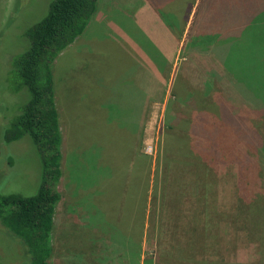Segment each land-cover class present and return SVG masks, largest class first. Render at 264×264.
<instances>
[{
	"label": "rangeland",
	"instance_id": "374dc122",
	"mask_svg": "<svg viewBox=\"0 0 264 264\" xmlns=\"http://www.w3.org/2000/svg\"><path fill=\"white\" fill-rule=\"evenodd\" d=\"M52 1L0 0V194L32 195L42 182V155L31 137L6 143L4 135L31 97L15 60L30 47L28 30L48 14ZM154 1L180 43L175 60L162 63L161 77L156 75L159 86L157 78L156 84L140 82L138 91L123 84L135 71L132 44L123 34L141 47L143 42L133 17L120 11L134 14L140 6L133 3L107 11L111 32L100 28L93 48L80 39L53 64L63 141L49 262L264 264V222L262 233L256 225L264 219V179L261 166L256 175L245 165L256 160L264 168V117L238 94L215 54L192 46L200 0ZM145 90L140 132H124L132 121L126 99ZM205 118L209 125L202 130L198 124ZM198 139L215 147L194 150L201 164L189 153ZM27 259L23 242L0 222V264Z\"/></svg>",
	"mask_w": 264,
	"mask_h": 264
},
{
	"label": "trees",
	"instance_id": "16d2710c",
	"mask_svg": "<svg viewBox=\"0 0 264 264\" xmlns=\"http://www.w3.org/2000/svg\"><path fill=\"white\" fill-rule=\"evenodd\" d=\"M217 1H199L189 34L191 44L212 51L234 77L235 89L251 110L264 117V1ZM97 4L98 0H53L48 14L28 30L30 47L15 60L21 84L31 97L7 129L4 141L29 135L41 152L44 167L36 193L0 194V222L25 245L28 259L24 264H50L54 214L61 198L63 136L54 96L53 64L84 32ZM204 126L199 127L205 130ZM198 146L203 153L209 148L215 150L201 143ZM259 154L264 162V150L260 148ZM245 165L254 167L256 175L261 166L260 177L264 179L262 161L257 164L251 160ZM263 220L260 217L256 223L261 233ZM261 239L260 252L264 253V233Z\"/></svg>",
	"mask_w": 264,
	"mask_h": 264
},
{
	"label": "crops",
	"instance_id": "0c3cea01",
	"mask_svg": "<svg viewBox=\"0 0 264 264\" xmlns=\"http://www.w3.org/2000/svg\"><path fill=\"white\" fill-rule=\"evenodd\" d=\"M132 3L137 6H140L139 9H137V11L134 14H131V13L129 14L127 11H124L122 9L120 11L126 16L133 17L134 26L136 28L139 27V31L142 33L143 42H142V47H141L137 42L131 39V37L128 34H123L125 41L130 42L132 44L133 49L128 50V53H129L130 59L132 60L131 62L132 68L135 70L134 72L127 75L124 79L125 81L123 82V84L127 85L126 91L129 88H133L135 91H138V88H140L139 83L143 82L144 84H146L147 79H148L149 84H156L155 79L157 78V85L159 86L161 83V80L157 76L161 77V73L159 70L163 67L162 63L173 62L179 51V45H180L179 40L177 39V36H175L163 24L162 20L159 17V14L156 11L158 5L156 4L154 0H141L139 4L136 1L132 2V0H98L97 11L95 13V16L91 19L88 26L84 30V32L73 43V45H77L80 39H84L81 41V43L83 41H87V43H90L89 45L92 47L93 45L92 42L97 41L96 38L94 39L93 35H95L96 32L100 28H103L106 31V33L111 32L110 29L108 28V23H107L108 21L107 11L109 9L117 10L118 9L117 7H125L127 4L131 5ZM141 12L144 13V16L145 14L149 16L152 19V23L145 21L143 18V14H140ZM154 24L158 26L157 27L158 29L157 28L154 29ZM83 35L84 37H82ZM88 36H90L91 39ZM83 52L87 54L88 50L86 49ZM204 52L213 53L212 51H209V50L208 51L204 50ZM90 53L86 56V59L89 58ZM150 69L158 70V73L156 72L154 75L150 71ZM234 82H235V79H234ZM94 84L96 85V83ZM238 94L245 101H247L239 92ZM128 98L126 99L127 100L126 107L131 112L129 111L127 112L129 115L127 117H129L132 121H129L131 123H128V125L123 126L124 127L123 131L126 132V130H130L129 132L138 133L140 132L139 126L140 124L143 123V121H141L140 123L139 118L140 117L143 118L145 116L146 90L143 92L142 97L139 96L137 99H128ZM55 103H56L59 116H61V109H59V106H58L59 100H57V97H55ZM201 123L202 125H209V119H206V118L204 120L202 119ZM200 125L201 124H198V126ZM60 129L62 130V126L60 127ZM171 130H174V129H171ZM199 142L205 145L202 140L198 139L195 143H193V147L189 146V153H191L190 152L191 150L193 151V155L191 157H193V159L196 161L197 164H201L203 162V159L196 156L194 152L196 148L199 149V146H198ZM185 152L188 153V150H186ZM196 158H199V159L196 160ZM204 162L207 164L209 163L205 160Z\"/></svg>",
	"mask_w": 264,
	"mask_h": 264
}]
</instances>
